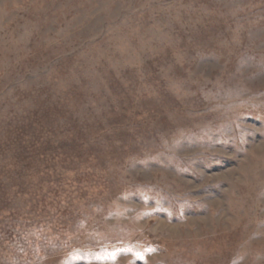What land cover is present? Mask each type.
<instances>
[{
  "label": "rangeland",
  "instance_id": "374dc122",
  "mask_svg": "<svg viewBox=\"0 0 264 264\" xmlns=\"http://www.w3.org/2000/svg\"><path fill=\"white\" fill-rule=\"evenodd\" d=\"M0 264H264V0H0Z\"/></svg>",
  "mask_w": 264,
  "mask_h": 264
}]
</instances>
